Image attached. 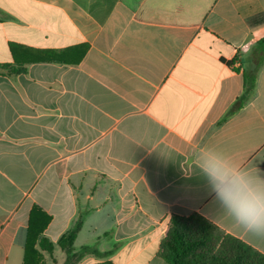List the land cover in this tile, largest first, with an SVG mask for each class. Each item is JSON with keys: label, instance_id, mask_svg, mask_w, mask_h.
<instances>
[{"label": "crops", "instance_id": "0c3cea01", "mask_svg": "<svg viewBox=\"0 0 264 264\" xmlns=\"http://www.w3.org/2000/svg\"><path fill=\"white\" fill-rule=\"evenodd\" d=\"M264 0H0V264H23L30 212L42 237L101 256L76 264H167L173 217L197 213L264 254L197 167L203 147L264 176V65L244 93ZM50 59V60H48Z\"/></svg>", "mask_w": 264, "mask_h": 264}, {"label": "trees", "instance_id": "16d2710c", "mask_svg": "<svg viewBox=\"0 0 264 264\" xmlns=\"http://www.w3.org/2000/svg\"><path fill=\"white\" fill-rule=\"evenodd\" d=\"M251 57L252 66L244 72V93L227 116L242 109L253 94L258 72L264 65V38L254 42ZM25 71L24 64H0V76L14 78ZM50 221L51 217L41 208L33 207L29 217L23 264H44L43 253L53 254L55 245L42 237ZM80 229L81 223L58 241V246L68 255L66 264H76L88 254L102 255L91 247H83L75 252L74 243ZM159 256L167 264H264V254L226 234L197 213L172 218Z\"/></svg>", "mask_w": 264, "mask_h": 264}, {"label": "clouds", "instance_id": "9594fccd", "mask_svg": "<svg viewBox=\"0 0 264 264\" xmlns=\"http://www.w3.org/2000/svg\"><path fill=\"white\" fill-rule=\"evenodd\" d=\"M196 161L224 213L245 233L264 239V176L235 165L215 148L203 147Z\"/></svg>", "mask_w": 264, "mask_h": 264}, {"label": "rangeland", "instance_id": "374dc122", "mask_svg": "<svg viewBox=\"0 0 264 264\" xmlns=\"http://www.w3.org/2000/svg\"><path fill=\"white\" fill-rule=\"evenodd\" d=\"M49 263L52 264L51 261H49Z\"/></svg>", "mask_w": 264, "mask_h": 264}]
</instances>
